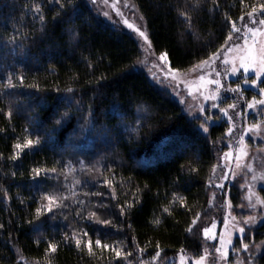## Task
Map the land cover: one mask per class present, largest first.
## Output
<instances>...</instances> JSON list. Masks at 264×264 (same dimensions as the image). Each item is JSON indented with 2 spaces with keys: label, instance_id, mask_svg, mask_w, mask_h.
I'll use <instances>...</instances> for the list:
<instances>
[{
  "label": "trees",
  "instance_id": "1",
  "mask_svg": "<svg viewBox=\"0 0 264 264\" xmlns=\"http://www.w3.org/2000/svg\"><path fill=\"white\" fill-rule=\"evenodd\" d=\"M41 2L0 0V78L25 77L16 89L0 83V264H125L157 253L170 258L181 249L200 255L202 230L196 229L208 223L211 177L228 149L227 125L210 126L205 135L200 119L138 69L137 39L106 22L87 0H69L67 14L48 0L43 21L32 11ZM132 2L153 51L167 53L172 69L187 72L229 44L232 23L257 0ZM68 87L85 106V118L89 107L95 115V130L83 136ZM65 111L71 119L49 143L12 159L17 142L47 140L45 131L56 128L54 119ZM34 167L56 171L34 178ZM236 186L234 206L242 195ZM258 193L264 199V186ZM46 195L56 197L53 213L37 216ZM256 231L261 243L264 226ZM97 238L132 256L117 258ZM51 243L55 252L45 250Z\"/></svg>",
  "mask_w": 264,
  "mask_h": 264
},
{
  "label": "rangeland",
  "instance_id": "2",
  "mask_svg": "<svg viewBox=\"0 0 264 264\" xmlns=\"http://www.w3.org/2000/svg\"><path fill=\"white\" fill-rule=\"evenodd\" d=\"M93 10L102 17L106 22L119 26L131 33L138 41L141 48V61L138 65V69L144 71L152 83L159 87L162 91L170 94L175 98L183 107L184 111L194 119H198V116L203 114L199 113L201 106L209 109L208 114L214 118L213 125L226 124V137H227V151L221 157L218 165L213 171L211 177V194L209 213L210 216L206 217L207 224L212 222L216 223V228L213 230L219 237L223 235L225 240L229 238L231 234L232 245L236 246L238 243L239 234L234 229L233 225H238L244 218V213L256 214V211L261 207L259 201L262 199L258 193V189L264 186V182L257 179L252 180L251 176L256 175L259 177L263 174L261 161L264 164V141L258 137L253 136L251 133L243 135L241 141V134L244 127L254 122H259L262 117L257 115V110L249 109L246 106V101H250L253 96L260 99L259 88L251 86L250 84H244L245 77L248 79H256L258 76L264 80V68H256L252 66L249 68L248 73H243L242 70L236 75H224L222 76V82L227 86L236 87L237 84L243 89V96H239L238 93H232L225 91L224 88L219 90V95L226 102L235 101L238 103V111L241 112V116L228 121L227 117L223 116L218 109H211L213 101L203 100V95L206 92L216 94L214 91L215 85L207 84L206 81L216 79L215 71L219 68L222 70L223 62L216 60L213 61L211 57L206 60L208 63H201L195 68L187 72H178L172 69L168 63L167 57L164 60L160 59L162 54H156L151 46L150 40L145 41L139 36L137 29L145 32L148 36L142 17L138 13L132 0H87ZM251 22L248 16H246L237 27L242 29L241 33L233 35L232 39L238 44L244 45V39L239 37L246 32L247 27H250ZM149 38V37H148ZM257 41H264V37L259 34L256 35ZM230 41L229 43H231ZM248 43L251 44L252 40L249 38ZM246 46V45H244ZM239 48H233L232 52L228 53V58L236 62L239 66ZM163 65V67H161ZM167 69V71H165ZM203 77V80L201 79ZM220 103V101H216ZM222 106L226 107V103ZM229 113L232 110L229 109ZM219 117V119H216ZM229 126H233L231 135L228 133ZM247 166V167H246ZM227 176L228 179H220L221 176ZM224 185V191L221 190L219 185ZM238 185V186H236ZM238 187L241 191V203L238 206H234L231 201V194L233 187ZM249 200H252L256 204V208L241 207V205H248ZM229 213L232 215L230 216ZM228 217L225 222L224 218ZM233 217H235L233 219ZM203 223L205 220L202 221ZM200 222V223H202ZM199 224V223H198ZM206 224V223H205ZM256 225V230L258 228ZM256 230L251 234V240L255 242ZM247 236V232L245 233ZM202 252L208 245L215 244L219 246V242L208 240L202 233ZM247 242V241H245ZM255 244H260L255 242ZM251 247V244H250ZM228 251L229 261H236L237 258L243 260L245 253L242 251L233 252L232 247L226 245ZM182 253L165 258L158 255L156 259H144V264H180V256ZM200 254V255H201ZM185 256V264H194L195 258L191 254L183 252ZM217 256L219 253L216 254ZM259 251L256 253L258 261ZM209 260L211 257L208 258Z\"/></svg>",
  "mask_w": 264,
  "mask_h": 264
},
{
  "label": "snow or ice",
  "instance_id": "3",
  "mask_svg": "<svg viewBox=\"0 0 264 264\" xmlns=\"http://www.w3.org/2000/svg\"><path fill=\"white\" fill-rule=\"evenodd\" d=\"M48 0H42L41 3H37L35 8L32 9V11L35 14V17L40 20H44V4H46ZM69 3V0H63V3L61 0H55V6L59 7V11L61 13L67 14L66 5ZM250 11H248L246 14L249 18V21L251 22L250 27H247L246 32L242 36H240V39H244V45L238 44L235 40L232 39L233 35L241 33L242 29L236 26V23L233 22L231 26V30L228 35V40L232 41L229 44L222 45V50H217L211 53V59L213 61L219 60L223 62V68L217 69L215 71L216 79H211L206 81L207 84L215 85L214 91L216 92L215 95H213L211 92H206L203 95V100H209L211 99L213 103L211 104V109H218L220 113L223 114V116L227 117L228 121H233L234 119L241 116V112L238 111V103L235 101L232 102H226L223 100V98L219 95V90L221 88H224L225 91L232 92V93H238L239 96H243V89L240 87L239 84L236 85V87L227 86L224 82H222V76L224 75H236L239 74L242 70L243 73H248L249 68L252 66H255L256 68H264V41H257L255 39L256 35L259 34L260 36L264 37V2H261V0H257L256 3L249 5ZM74 10V8L72 9ZM244 17L241 16L240 20H243ZM139 32V36L142 37L145 41H148V36L145 34V32L141 31L140 29H137ZM252 40V43H248V39ZM0 40H3V37H0ZM11 43L15 45L16 37L13 36L11 38ZM18 47H23V45H17ZM233 48H239V66L237 67V64L235 61L230 60L228 58V53L232 52ZM167 53H164L160 56L161 60L166 59ZM204 63H208L205 61ZM163 67V65L161 66ZM167 71V69H165ZM203 80V77H201ZM25 77L19 76L15 81L13 80V75L8 74L3 78H0V83H4V86L7 89H16L18 86H22L24 84ZM244 84H250L251 86L258 87L259 93L261 98L257 99V97L253 96L250 101H246V106L249 109L257 110V115L260 117H264V80L260 79L259 76L256 79H248L245 77L243 80ZM30 87H34V85H29ZM59 90V89H58ZM67 93H73L71 97H66L70 100L69 107L72 105H77V112L81 113L80 115V124H79V132L77 133L78 136H83L86 132L89 131V129L95 130L96 123H95V115L92 109L89 107L88 109V117L89 119L85 118L84 114V107L80 104V100L77 99L76 95L74 94V90L72 87H68L66 89ZM8 95H12V92H8ZM220 101V103H216V101ZM226 103V107L222 106ZM229 109L232 110V113H229ZM209 109L201 106L199 108V113L203 114L202 116H198V119H200L202 122L199 124L200 130L207 135L209 132V127L211 123L215 122L212 115L208 114ZM9 118L11 117L12 113L8 112L7 114ZM71 119V116L68 111H65L63 114H60L58 118H55L53 123L56 125V128H53L51 131H45L44 135L47 136V140H41L39 136L36 137V139H33L31 136H29L23 143L17 142L14 145V153L12 155L13 160L20 159L21 155L23 154L24 149L32 150L34 148H39L43 146V144L49 143L52 139L55 133L60 131V129L63 128L64 124L67 123V121ZM216 119H219V117H216ZM110 130L105 128L103 132L106 134ZM233 131V126H229L228 133L231 135ZM247 133H251L253 136L258 137L260 140L264 141V119L260 120L259 122H254L250 125H247L243 128L242 134H241V141L243 140V135H246ZM106 138V136H105ZM79 163V161H77ZM247 167V166H246ZM34 178L38 177L41 173H44L47 175L49 171L55 172V168L51 169H45L42 167H34L31 169ZM252 180H261L264 181V174H261L259 177L256 175L251 176ZM220 179H228L227 176H221ZM85 184L88 183L87 180L84 181ZM110 183V181H108ZM222 191H224V185H219ZM47 201L46 205H41L36 207L35 213L37 216L42 215L44 212L53 213V205L56 203V197L53 195H46L42 197ZM261 207L256 211V214H247L244 213L243 220L238 225H233L234 229L238 232L239 238L238 243L236 246L232 245L231 240V234H229V238L225 240V237L223 235H220L219 237L215 234L213 231L216 228V223L212 222L210 225L201 223L200 227L196 229L197 232L203 233V236L212 241L219 242V246H216L215 244L208 245L204 248L203 254L198 255L195 258L194 264H258L256 253L259 251L261 253H264V241H262L260 244H255L254 241L251 240V234L254 230H256V225L260 224L261 226H264V199H261L259 201ZM100 206L104 207V202H100ZM241 207H251L253 209L256 208V204L249 200V204L241 205ZM93 216L96 215L95 212L92 213ZM206 215L210 216V213H207ZM231 216L232 214L229 213ZM81 219H87L86 216H81ZM235 217H233L234 219ZM198 219V217H197ZM228 217H225V222L227 221ZM101 224H108V220H102L99 221ZM196 220L194 219L192 221V224L195 225ZM189 232H192V227L190 226L188 228ZM247 232V236L245 233ZM98 235V232L96 233ZM247 241V242H245ZM47 243V241H45ZM95 243L97 245H101L102 247H109L111 251L115 253V256L117 258L122 257H131L132 256V250H128L126 253H123L121 250L114 248L107 244H101V239L97 238ZM251 244V247H250ZM76 245L79 247L80 240H76ZM226 245L229 247H232L233 252L242 251L245 253V256L243 260H240L237 258L236 261H229L228 259V251L226 250ZM57 245L55 243H51L48 245V248L45 249L48 251L49 249L53 252L56 251ZM89 251H91V241H89ZM143 249H137V252H142ZM181 256H180V264H185V256L183 255L184 249H181ZM219 253L217 256L216 254ZM159 253H157L155 256H153V259H156ZM211 257L209 260L208 258ZM262 258H264V255H262ZM125 264H144L143 260H140L139 262H135V258H133V261H126Z\"/></svg>",
  "mask_w": 264,
  "mask_h": 264
}]
</instances>
